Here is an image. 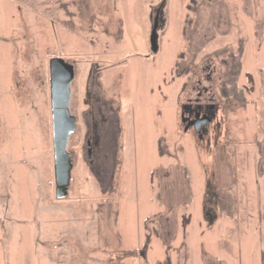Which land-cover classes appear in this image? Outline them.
<instances>
[{"label":"rangeland","instance_id":"1","mask_svg":"<svg viewBox=\"0 0 264 264\" xmlns=\"http://www.w3.org/2000/svg\"><path fill=\"white\" fill-rule=\"evenodd\" d=\"M53 56L74 65L60 199ZM198 80L218 103L203 139L180 120ZM262 249L264 0H0V264H261Z\"/></svg>","mask_w":264,"mask_h":264},{"label":"water","instance_id":"2","mask_svg":"<svg viewBox=\"0 0 264 264\" xmlns=\"http://www.w3.org/2000/svg\"><path fill=\"white\" fill-rule=\"evenodd\" d=\"M157 24L155 18L150 33V45L153 52L158 49ZM48 67L55 197L60 199L68 192L72 169L67 142L75 129L76 122L75 116L69 110L70 85L74 77V65L61 56H53L48 60Z\"/></svg>","mask_w":264,"mask_h":264},{"label":"flooded vegetation","instance_id":"3","mask_svg":"<svg viewBox=\"0 0 264 264\" xmlns=\"http://www.w3.org/2000/svg\"><path fill=\"white\" fill-rule=\"evenodd\" d=\"M207 73L206 78L210 80L211 70L209 65L206 66ZM201 82L198 80L196 89L197 95L194 98L188 97L186 101L180 104V120L183 123L185 130H192L199 139H203L204 135L209 133L213 121L216 120V114L218 111V103L214 97V93L211 87L207 85H200ZM93 105H91L92 107ZM94 128L95 125H93ZM87 157L92 163L96 155V145H98V134L87 136Z\"/></svg>","mask_w":264,"mask_h":264},{"label":"trees","instance_id":"4","mask_svg":"<svg viewBox=\"0 0 264 264\" xmlns=\"http://www.w3.org/2000/svg\"><path fill=\"white\" fill-rule=\"evenodd\" d=\"M239 69H240V62L238 61V63L235 66H233V76H232V78L230 79V82H229L232 85L233 89H236V87H237V86L235 87V83L238 80ZM236 91L238 92L237 96L239 97V100H241L244 103V101H245V93L243 91H241V88H239V89L237 88ZM144 250L145 249L143 247V249L141 251L142 254H144ZM260 256H261V264H264V249L261 250Z\"/></svg>","mask_w":264,"mask_h":264}]
</instances>
